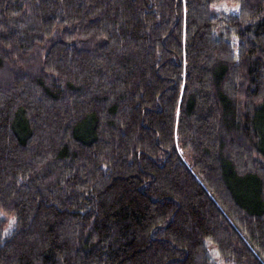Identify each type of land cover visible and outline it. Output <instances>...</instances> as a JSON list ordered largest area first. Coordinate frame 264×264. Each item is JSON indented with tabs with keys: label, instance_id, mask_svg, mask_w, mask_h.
Returning <instances> with one entry per match:
<instances>
[{
	"label": "trees",
	"instance_id": "obj_1",
	"mask_svg": "<svg viewBox=\"0 0 264 264\" xmlns=\"http://www.w3.org/2000/svg\"><path fill=\"white\" fill-rule=\"evenodd\" d=\"M0 264H264V0H0Z\"/></svg>",
	"mask_w": 264,
	"mask_h": 264
},
{
	"label": "rangeland",
	"instance_id": "obj_2",
	"mask_svg": "<svg viewBox=\"0 0 264 264\" xmlns=\"http://www.w3.org/2000/svg\"><path fill=\"white\" fill-rule=\"evenodd\" d=\"M220 6H222V5L219 4L217 7H220ZM213 8H215V6H213ZM213 11H214V10H213ZM8 221H9V223H8V225L6 226V228H5V230H4V233L9 232L10 229H11V227H12V221H11V219H9ZM212 254H213V253H212ZM213 258H215V257L213 256Z\"/></svg>",
	"mask_w": 264,
	"mask_h": 264
}]
</instances>
